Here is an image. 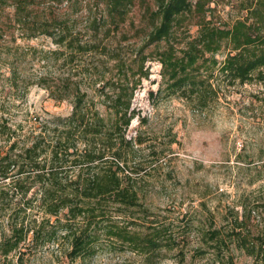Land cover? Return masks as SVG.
I'll list each match as a JSON object with an SVG mask.
<instances>
[{
  "label": "rangeland",
  "instance_id": "1",
  "mask_svg": "<svg viewBox=\"0 0 264 264\" xmlns=\"http://www.w3.org/2000/svg\"><path fill=\"white\" fill-rule=\"evenodd\" d=\"M55 11L69 17L72 27L82 40L89 38V22L100 10L95 0H47ZM247 0H211L206 17L218 25H230L245 17ZM13 6L0 12V157L7 154L4 165L10 163L12 176H0V240L2 227L9 233L10 221L37 216L34 200L36 185L26 193L18 191L14 183L19 175L18 153L28 146L44 125H54L57 115L72 111L71 98L58 100L54 89L70 82L78 84L88 94L95 107L111 122V83L119 77L137 79L141 53L152 52L145 46L150 29L143 20V10L137 4L127 21L112 30L105 39V51L77 52L71 58L53 36L27 34L9 19ZM198 25L188 20L179 29V37L194 34ZM228 47L216 56L222 61ZM121 57L125 64L117 65ZM144 69L149 71L137 85L129 113L133 115L126 130L127 138H139L135 151L129 153L127 171L138 169L141 202L130 216L133 226L147 230L152 225H166L176 246L164 250L156 264H264V251L249 254L245 249L229 243L221 251L209 247L203 231L212 219L223 222L232 213L249 210L264 194V82L255 77L233 80L214 68L210 78L214 92L202 99L192 92L171 93L157 58L148 57ZM2 127L1 129H3ZM13 159L17 161L11 162ZM31 183L27 180L25 184ZM33 198V199H32ZM32 199V200H31ZM33 203V208L28 204ZM28 205V206H27ZM25 207L27 210L25 211ZM251 211L249 223L253 227L260 214ZM56 216L46 221L47 230L55 229L52 238L36 241L32 233L19 248L5 256L0 251V264H129L141 261L142 255L124 248L122 243L108 238L103 230L90 253L74 257L71 239ZM203 247L204 253L198 249ZM21 256V258H20Z\"/></svg>",
  "mask_w": 264,
  "mask_h": 264
},
{
  "label": "trees",
  "instance_id": "2",
  "mask_svg": "<svg viewBox=\"0 0 264 264\" xmlns=\"http://www.w3.org/2000/svg\"><path fill=\"white\" fill-rule=\"evenodd\" d=\"M211 0H95L100 10L89 22V38L82 40L78 31L69 22V17L55 11L47 0H0V12L6 6H13L8 16L27 36L48 34L62 49L69 50V57L77 52L105 51L112 30L119 29L137 4L143 10V20L150 27L145 46L153 45L152 52L143 53L131 80L119 77L112 84L115 90L107 94L112 107L111 122L95 107L85 90L70 82L54 89L58 100L71 98L72 111L57 115L54 125H44L31 143L18 153V178L14 187L26 193L36 185L34 200L42 210L43 217L37 216L26 221L24 218L10 221L9 233L2 227L0 251L8 256L19 248L30 233L36 241L52 238L56 230H47L46 221L51 216L61 222L70 236L74 256L90 253L100 230L108 238L122 243L124 248L142 255L141 261L129 264H156L163 251L176 246L166 225H152L147 230L134 227L130 216L142 205V188L138 177L127 171L129 153L135 151L139 138H127L126 130L133 115L129 113L135 89L143 76L148 57L157 58L162 64V76L171 93L182 91L196 93L203 102L214 92L210 81L214 68L227 72L233 80L246 81L255 77L264 82V0H247L245 17L235 19L230 25H218L207 19L206 4ZM188 20L198 25L194 34L179 37V29ZM1 30V29H0ZM228 47L225 58L219 61L216 54ZM116 53L117 65L125 61ZM4 127L3 129H1ZM0 124V131H6ZM7 154L0 157V176L11 175L10 163L4 165ZM11 162H16L11 159ZM264 171V162L262 163ZM264 176V173L261 177ZM27 180L31 183L25 184ZM32 198V199H33ZM31 199V200H32ZM33 208V203L28 204ZM27 205V206H28ZM27 210V207L24 209ZM260 214L256 226L249 223L251 211ZM223 222L212 219L204 229V240L209 247L221 251L230 242L245 249L249 254L258 255L264 251V194L260 201L239 215L232 213ZM229 246V245H228ZM200 253L205 249L200 247ZM21 258V256H20Z\"/></svg>",
  "mask_w": 264,
  "mask_h": 264
}]
</instances>
